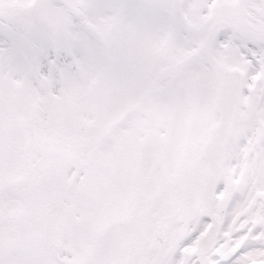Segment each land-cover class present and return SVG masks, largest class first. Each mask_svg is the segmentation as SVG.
<instances>
[{
    "label": "snow or ice",
    "instance_id": "obj_1",
    "mask_svg": "<svg viewBox=\"0 0 264 264\" xmlns=\"http://www.w3.org/2000/svg\"><path fill=\"white\" fill-rule=\"evenodd\" d=\"M0 264H264V0H0Z\"/></svg>",
    "mask_w": 264,
    "mask_h": 264
}]
</instances>
